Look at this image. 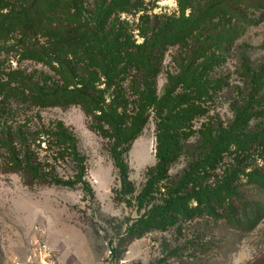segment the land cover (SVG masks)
<instances>
[{
  "label": "trees",
  "instance_id": "16d2710c",
  "mask_svg": "<svg viewBox=\"0 0 264 264\" xmlns=\"http://www.w3.org/2000/svg\"><path fill=\"white\" fill-rule=\"evenodd\" d=\"M89 3L0 0V38L18 34L21 56L43 62L58 76L41 73L35 77L18 70L8 74L7 80L0 77V109L3 113L12 110L13 103L29 108L79 105L83 109L91 119V129L109 141L121 184L119 196L130 199L129 205L136 203L138 216L127 224L129 239L152 231L181 234L185 224L196 220L207 225L223 219L236 229H253L258 223L254 217L264 205L259 200L242 205L240 176L245 168L238 163L222 173L218 170L225 155L240 162V157L253 151L264 152V119H257L264 115V65L243 74L246 90L232 105V122L224 125L208 120L198 129L194 122L208 115V101L228 87L214 69L244 34L243 28L264 18V0H179V16L158 19L152 28L143 29L142 44L135 42L116 16L118 11L136 9L131 0H102L93 4V10L88 9ZM252 11H259L260 16L255 18ZM34 37L45 38V43L35 42ZM171 46L180 48L174 57L177 70L168 75L164 94L159 95L157 78ZM152 114L157 162L147 170L137 193L125 156ZM37 140L48 144L53 159L70 161L74 174L61 177L53 164L45 167L32 148ZM193 147L197 149L192 151ZM0 149L26 185L81 186L94 199L85 179L87 158L64 122L53 121L33 132L0 122ZM183 156L189 157L187 167L173 176L172 165ZM248 176L264 183V173L254 170ZM226 244L201 231L195 239L171 247L169 254L153 264H190L211 257ZM111 253L119 257L117 247ZM248 264H264V254Z\"/></svg>",
  "mask_w": 264,
  "mask_h": 264
},
{
  "label": "rangeland",
  "instance_id": "374dc122",
  "mask_svg": "<svg viewBox=\"0 0 264 264\" xmlns=\"http://www.w3.org/2000/svg\"><path fill=\"white\" fill-rule=\"evenodd\" d=\"M100 1L89 0L88 9L93 10V4ZM131 2L137 5L136 9L118 11L116 16L125 23L137 44L145 41L143 29L147 26L156 24L158 19L179 16L180 13L179 0ZM250 13L255 18L260 16L259 11ZM243 29L244 34L233 42L231 50L223 54V61L214 69L215 76L223 77L228 87L225 85L222 91L215 94L213 101H208V115L195 120L196 129L208 120L224 125L232 122V105L246 88L243 74L248 69L256 70L264 65V18ZM20 38L18 34L0 38V77L7 80L8 74L21 70L35 77L46 73L57 79L55 71L43 62L21 56V49L16 46ZM36 39L33 38L37 43H45V38ZM179 52L178 46H171L165 53L163 69L157 78L159 95L164 94L168 75L177 70L174 57ZM104 87V84L100 85L101 89ZM106 98L109 101L108 95ZM11 109L5 113L0 109V122L14 129L23 126L28 132H33L60 120L73 131L79 150L87 158L85 179L93 189L94 199L81 186L26 185L24 178L13 171L6 154L0 149V264H153L177 245L195 239L201 231L213 240L223 239L227 244L225 249L215 251L216 254L213 252L211 257L195 259L190 264H248L264 254V209L259 210L256 206L252 208L259 210L254 217L258 223L251 230L236 229L223 219H213L208 226L205 221L196 220L183 226L182 235L176 230L152 231L140 238L129 239L126 236L127 224L138 216L136 203L133 201L129 205L127 200L130 199L122 200L123 197L119 196L121 184L108 150L109 141L91 129V119L83 109L79 105L29 108L15 103ZM256 117L259 115L253 119ZM262 118L264 115L257 119ZM193 141L196 142V137ZM34 142L32 148L45 167L53 164L61 177L74 174L70 161L53 159L46 142ZM191 149L194 151L197 147ZM156 153V120L152 114L125 156L130 167L129 177L137 193L146 181L147 170L157 162ZM239 159L240 162L234 160V156L225 155L218 172L222 173L225 168L238 166L239 163L245 168V173L240 176L242 205L247 206V202L254 200L264 205V183L260 184L248 176L254 170L264 173V152L256 150ZM188 162L189 157H181L172 165L171 174H180ZM113 247L118 248V258L111 253Z\"/></svg>",
  "mask_w": 264,
  "mask_h": 264
}]
</instances>
